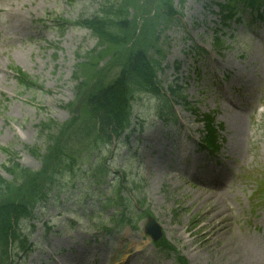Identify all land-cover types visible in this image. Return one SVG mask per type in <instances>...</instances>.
Listing matches in <instances>:
<instances>
[{
    "label": "rangeland",
    "instance_id": "rangeland-1",
    "mask_svg": "<svg viewBox=\"0 0 264 264\" xmlns=\"http://www.w3.org/2000/svg\"><path fill=\"white\" fill-rule=\"evenodd\" d=\"M101 1L0 0V148L38 171L40 161L24 145L34 144L40 121L63 124L80 116L82 94L118 79L129 54L160 50L162 96L136 98L133 120L140 131L106 150L116 168L111 178L129 180L132 198L125 203L134 222L110 235L96 230L113 212L100 211L99 191L90 193L95 208L82 210L78 196L38 206L36 219L21 224L32 250L14 263L236 264L250 250L264 259V8L247 6L222 22L218 2L226 0H110L118 7L116 19L128 27L117 45L99 44L73 25L97 12ZM11 68L41 89H21ZM75 77L77 84L86 79L81 95ZM169 84L181 93L167 105ZM205 115L217 128L213 151L201 143L215 146L205 133ZM5 160L0 150V176L8 178ZM213 201L229 217L228 226L209 238L217 219L209 220L206 208ZM147 217L160 226L156 241L144 232ZM240 237L248 245L242 255L226 244Z\"/></svg>",
    "mask_w": 264,
    "mask_h": 264
},
{
    "label": "trees",
    "instance_id": "trees-1",
    "mask_svg": "<svg viewBox=\"0 0 264 264\" xmlns=\"http://www.w3.org/2000/svg\"><path fill=\"white\" fill-rule=\"evenodd\" d=\"M218 5L223 18L229 20L227 17L238 14L246 6L258 10L264 6V0H226ZM117 13L118 7L105 0L99 11L81 18L79 25L97 35L99 44L119 45L124 42L120 32L128 27L116 25L121 22L116 21ZM151 50L152 47L148 48L143 56L142 50L129 54L118 79L107 85L91 86L86 93L82 90L86 79L77 84L75 77L77 95L83 93L82 114L63 124L45 118L37 124L34 144L24 146L26 152L40 160L38 171L21 166L14 151L1 148L7 157L2 167L10 178L0 176V264H14L15 250L22 253L28 251V234L23 232L22 222L35 218L36 206L46 204L53 191L59 194L69 189L68 182L63 184L66 176L71 177V187L76 184L75 178H86L90 186L96 187L106 183L111 172L105 150L112 146L114 140L126 138L131 131L130 126L134 125L131 121L133 103L146 94L160 96L158 72L161 62L156 55L159 56L161 51ZM12 69L22 89H40L25 73ZM167 88L172 97L180 95L177 85L169 84ZM211 133L210 138L216 142L215 131L211 130ZM128 186L122 182H111L108 189L117 195L130 191ZM106 201L111 202L109 197ZM116 205L120 206L118 203ZM112 219L127 221L124 212L116 213Z\"/></svg>",
    "mask_w": 264,
    "mask_h": 264
},
{
    "label": "bare ground",
    "instance_id": "bare-ground-1",
    "mask_svg": "<svg viewBox=\"0 0 264 264\" xmlns=\"http://www.w3.org/2000/svg\"><path fill=\"white\" fill-rule=\"evenodd\" d=\"M218 178L220 179L221 177L218 176ZM213 203V204H212ZM209 207H207L206 209H211V211H209V214L208 216L210 217L209 220L215 218L217 219V221L214 223L213 226L210 227L209 229V238H214L216 235L219 234V231L220 230H223L225 227L228 226V218L226 215H224L223 213H220L218 212V209H219V205L216 203V201H213ZM214 206V208H213ZM229 217V216H228ZM208 238V239H209ZM217 238V237H216ZM216 238L214 239V241H216ZM241 238V237H240ZM238 238L237 239V242L235 241V239L231 238L229 239L226 244L227 245H232V246H236L237 249H236V252L238 250H240V255H242V252L245 253V250H243L244 248H247L248 245L247 243L244 241L243 238ZM184 243H187V242H184ZM232 243V244H231ZM211 243L208 244L207 248L209 249V245ZM239 247V249H238ZM198 249L195 252H197ZM130 252L129 250L127 252H125L124 254L125 255H128ZM248 257H239L237 260H236V264H264V259L261 258L257 252L255 250H250V253H247Z\"/></svg>",
    "mask_w": 264,
    "mask_h": 264
},
{
    "label": "water",
    "instance_id": "water-1",
    "mask_svg": "<svg viewBox=\"0 0 264 264\" xmlns=\"http://www.w3.org/2000/svg\"><path fill=\"white\" fill-rule=\"evenodd\" d=\"M150 224H152V225H148V228H151L152 226H154L156 228V225L153 223V221H150Z\"/></svg>",
    "mask_w": 264,
    "mask_h": 264
}]
</instances>
